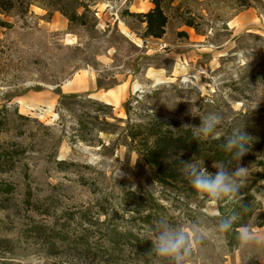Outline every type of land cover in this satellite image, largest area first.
<instances>
[{"label": "rangeland", "instance_id": "rangeland-1", "mask_svg": "<svg viewBox=\"0 0 264 264\" xmlns=\"http://www.w3.org/2000/svg\"><path fill=\"white\" fill-rule=\"evenodd\" d=\"M12 1L15 8L0 14L11 24L0 28V119L6 124L0 152L16 151L0 165V184L14 186L0 194V264H98L106 230L134 228L121 212L124 192L158 195L160 188L125 146L129 119L176 120L203 136L195 127L217 113L222 122L205 137L262 130L264 0L246 10L233 0H175L200 18L203 33L171 19L162 39H143L144 24L124 14L147 12L148 0H66L55 7L31 0L28 11ZM72 13L85 18L71 23L64 14ZM182 31L186 37L177 36ZM60 94L111 106L118 129L98 134L100 144L74 140L75 116L58 109ZM131 97L138 102L131 101L128 117L124 104ZM242 166L240 194L261 171ZM258 187L260 193L252 188L250 194L264 207V182ZM203 211L217 216L216 202ZM199 226L205 238L187 264H264V242L228 254L214 223ZM246 229L264 241V227Z\"/></svg>", "mask_w": 264, "mask_h": 264}, {"label": "trees", "instance_id": "trees-1", "mask_svg": "<svg viewBox=\"0 0 264 264\" xmlns=\"http://www.w3.org/2000/svg\"><path fill=\"white\" fill-rule=\"evenodd\" d=\"M20 7L28 11L31 0H19ZM48 5L55 7L66 0H46ZM152 8L145 13L124 12L126 16L134 18L140 24H144L143 39H162L166 34V28L172 19L181 26L192 29L197 34L203 33V24L199 23L189 9L175 6V0H148ZM238 9L252 8L256 0H233ZM15 8L12 0H0V14L8 15ZM73 23L83 21L85 14H64ZM11 24L0 20V28H10ZM178 37H186L185 32H178ZM131 101L138 102L137 97H131L124 104L126 115L130 116ZM58 109L69 112L75 116L76 129L73 139L85 144L101 143L98 134H112L118 127L110 120H116L112 115V107L102 102L86 99L79 94L59 95ZM78 109V110H74ZM23 118L22 116H19ZM4 121L0 119V133L5 132ZM123 136L125 146L137 156V164L145 169L155 185L160 188L158 195L151 192L136 193L124 192L121 212L129 216V222L134 227L125 232L116 229H107L104 236L105 245L101 246L95 260L98 264H169L168 260L158 257L152 250V240L155 238L156 222L161 218L166 219L174 226L183 224H200V221L214 223L217 228L224 216L238 213L236 221L230 230L219 231L223 248L228 254L233 253L241 246L237 236L240 230L250 225L257 228L264 227V207L257 200L254 192L260 193L258 184L264 182V157L256 154H264V126L259 132L248 134L249 152L241 161L233 159L232 154L225 152L221 145L227 136L205 137L196 134L193 130L182 125L176 120H162L160 118H148L147 121L137 123L129 119L124 127ZM16 153L10 151L0 152V165L2 159L10 160ZM195 160L207 166H213L216 162H224L231 168H236L244 163L261 169L252 174V181L248 188L243 189L242 200L225 203L216 202L217 216H209L203 210L210 202L201 198L190 185L183 172L181 161L191 162ZM2 172V170H0ZM14 191V186L0 184V194L7 195ZM28 197L31 195L28 192ZM29 205V198L26 199ZM114 215H118L115 211ZM39 233V228H34ZM41 229V228H40ZM32 231V230H31ZM61 240V239H60ZM200 243L198 246H201ZM264 253V244H262ZM194 255V252L190 257ZM189 257V258H190ZM188 258V259H189ZM221 262H224V260Z\"/></svg>", "mask_w": 264, "mask_h": 264}, {"label": "clouds", "instance_id": "clouds-1", "mask_svg": "<svg viewBox=\"0 0 264 264\" xmlns=\"http://www.w3.org/2000/svg\"><path fill=\"white\" fill-rule=\"evenodd\" d=\"M222 122V116L217 113H209L201 119L199 127H195L199 134L211 136ZM185 125L184 127H188ZM252 138L243 129L234 130L227 136L221 145L225 152L231 153L233 159L241 161L249 152L248 143ZM186 179L195 192L203 199L211 202L231 203L237 199L242 200L239 194L242 189L240 180L247 174V168L239 165L231 168L224 162H216L213 167L214 173L209 172L203 164L192 159L191 162L181 161ZM238 213L224 216L218 230L226 232L231 229L236 221ZM156 236L152 240V250L158 257L169 261V264H187L188 258L196 250L197 246L205 238V231L198 224L190 228L174 226L166 219L161 218L156 222ZM237 239L241 246L247 245L253 240L261 243L260 238L254 237L246 228L242 230Z\"/></svg>", "mask_w": 264, "mask_h": 264}, {"label": "crops", "instance_id": "crops-1", "mask_svg": "<svg viewBox=\"0 0 264 264\" xmlns=\"http://www.w3.org/2000/svg\"><path fill=\"white\" fill-rule=\"evenodd\" d=\"M146 4H147V10H149V9L151 8L152 5H151V3H150L149 1H147ZM147 10H146V11H147ZM141 12H143V11H141Z\"/></svg>", "mask_w": 264, "mask_h": 264}, {"label": "bare ground", "instance_id": "bare-ground-1", "mask_svg": "<svg viewBox=\"0 0 264 264\" xmlns=\"http://www.w3.org/2000/svg\"><path fill=\"white\" fill-rule=\"evenodd\" d=\"M114 102L117 103V99Z\"/></svg>", "mask_w": 264, "mask_h": 264}]
</instances>
